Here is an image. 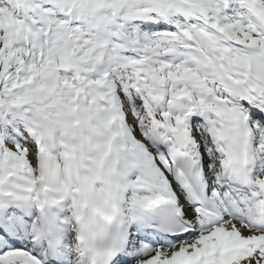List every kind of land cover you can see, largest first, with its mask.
Listing matches in <instances>:
<instances>
[{
	"label": "snow or ice",
	"instance_id": "6c2138e0",
	"mask_svg": "<svg viewBox=\"0 0 264 264\" xmlns=\"http://www.w3.org/2000/svg\"><path fill=\"white\" fill-rule=\"evenodd\" d=\"M0 264H264V0H0Z\"/></svg>",
	"mask_w": 264,
	"mask_h": 264
}]
</instances>
